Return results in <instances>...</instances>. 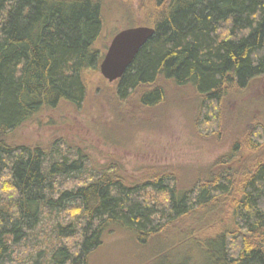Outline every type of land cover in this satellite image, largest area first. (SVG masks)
Instances as JSON below:
<instances>
[{
    "label": "trees",
    "instance_id": "16d2710c",
    "mask_svg": "<svg viewBox=\"0 0 264 264\" xmlns=\"http://www.w3.org/2000/svg\"><path fill=\"white\" fill-rule=\"evenodd\" d=\"M157 4L165 6L155 34L117 80V98L154 106L167 97L162 80L189 86L200 96L199 124L218 128L230 89L264 74V0ZM102 31L101 0H0V264H92L112 230L131 234L141 264H264L260 123L251 138L260 154L248 167H213L187 189L169 173L130 182L103 169L69 180L83 160L64 145L48 163L42 146L10 141L43 109L83 105L85 71L102 60ZM218 210L225 219L215 226ZM43 218L51 223L38 232Z\"/></svg>",
    "mask_w": 264,
    "mask_h": 264
},
{
    "label": "rangeland",
    "instance_id": "374dc122",
    "mask_svg": "<svg viewBox=\"0 0 264 264\" xmlns=\"http://www.w3.org/2000/svg\"><path fill=\"white\" fill-rule=\"evenodd\" d=\"M101 2L103 31L95 46L102 59L119 31L135 26L154 27L165 6L157 4V0ZM85 78L87 97L81 107L62 102L56 108L43 109L9 135L10 141L17 144L42 146L49 152L48 163L60 152V145H64L71 159L83 160L80 169L67 175L69 180L76 176L83 182L103 169L130 182L169 173L178 187L187 189L213 167H238L236 173L242 172L260 154L261 148L254 149L251 138L257 123L264 128V74L244 89H230L222 104L220 126L215 129L199 124L200 96L189 86L162 80L167 96L164 102L144 106L135 96L119 100L117 81H108L100 66L86 70ZM236 142L239 147L233 159L224 157V162L217 164ZM214 218L215 226L219 225L225 219L224 210H218ZM50 223L49 218H43L37 231L47 230ZM211 230L212 227L204 232ZM138 248L130 233L112 230L90 255V261L141 264L146 259L136 254ZM35 257L36 253L32 261Z\"/></svg>",
    "mask_w": 264,
    "mask_h": 264
},
{
    "label": "water",
    "instance_id": "95a60500",
    "mask_svg": "<svg viewBox=\"0 0 264 264\" xmlns=\"http://www.w3.org/2000/svg\"><path fill=\"white\" fill-rule=\"evenodd\" d=\"M155 31L150 26L128 27L119 31L100 63L102 75L110 82L121 79Z\"/></svg>",
    "mask_w": 264,
    "mask_h": 264
}]
</instances>
